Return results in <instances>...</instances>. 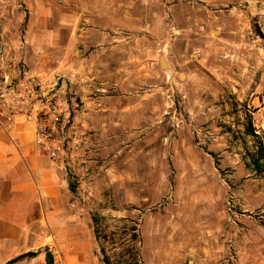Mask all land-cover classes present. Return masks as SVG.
I'll list each match as a JSON object with an SVG mask.
<instances>
[{"label": "rangeland", "instance_id": "374dc122", "mask_svg": "<svg viewBox=\"0 0 264 264\" xmlns=\"http://www.w3.org/2000/svg\"><path fill=\"white\" fill-rule=\"evenodd\" d=\"M2 1L29 69L64 76L77 101L59 163L74 246L92 243L93 264L102 249L182 264L190 243L264 264V176L236 140L246 114L264 122V0Z\"/></svg>", "mask_w": 264, "mask_h": 264}, {"label": "crops", "instance_id": "0c3cea01", "mask_svg": "<svg viewBox=\"0 0 264 264\" xmlns=\"http://www.w3.org/2000/svg\"><path fill=\"white\" fill-rule=\"evenodd\" d=\"M236 134L246 151H255L251 137L243 130ZM249 140L253 145L250 150L246 145ZM248 164L246 157L245 165L249 167ZM65 186L59 165L40 151L34 124L20 120L8 127L0 121V264L32 252L37 256L15 264H36L39 260L47 264L46 253L53 246L64 254L68 264H93L88 256L92 243L74 246L82 228L66 207L69 196ZM217 247L218 253L190 243L182 252L181 263H229L227 246ZM168 263L180 264L178 257Z\"/></svg>", "mask_w": 264, "mask_h": 264}, {"label": "built area", "instance_id": "2783aa9c", "mask_svg": "<svg viewBox=\"0 0 264 264\" xmlns=\"http://www.w3.org/2000/svg\"><path fill=\"white\" fill-rule=\"evenodd\" d=\"M22 1L19 9L23 8ZM15 7L0 0V121L8 127L20 120L33 123L40 151L59 165L65 154L66 135L75 125L72 116L77 101L68 94L64 76L55 75L48 82L44 73L41 76L29 69L26 32L11 30ZM253 125L264 142V122L262 128L254 120Z\"/></svg>", "mask_w": 264, "mask_h": 264}, {"label": "trees", "instance_id": "16d2710c", "mask_svg": "<svg viewBox=\"0 0 264 264\" xmlns=\"http://www.w3.org/2000/svg\"><path fill=\"white\" fill-rule=\"evenodd\" d=\"M244 132L247 136L251 137L254 141V152H249L248 157H249V167L255 172L257 175H262L264 174V142L255 133L254 125H253V118L249 114H246L245 116V125H244ZM73 188V186L70 185V190ZM103 254V261L105 264H110L109 258L105 252V249L101 250ZM34 253H27L23 254L11 261H9L7 264H15L18 262H21L25 260L26 258H30L34 256ZM46 258H47V264H55V258L54 255L47 250L46 253Z\"/></svg>", "mask_w": 264, "mask_h": 264}, {"label": "water", "instance_id": "95a60500", "mask_svg": "<svg viewBox=\"0 0 264 264\" xmlns=\"http://www.w3.org/2000/svg\"><path fill=\"white\" fill-rule=\"evenodd\" d=\"M161 66H162V68L167 66V64L163 58H161Z\"/></svg>", "mask_w": 264, "mask_h": 264}]
</instances>
